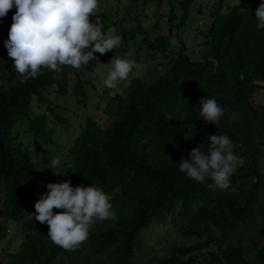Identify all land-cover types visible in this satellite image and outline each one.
<instances>
[{"label":"trees","instance_id":"trees-1","mask_svg":"<svg viewBox=\"0 0 264 264\" xmlns=\"http://www.w3.org/2000/svg\"><path fill=\"white\" fill-rule=\"evenodd\" d=\"M118 1L134 7L137 14L125 25L127 19H118L117 13L111 17L97 12L105 32L110 26L118 30L122 47L94 55L109 61L118 51L132 59L135 52V62L142 66L143 54L150 59L155 54L169 58L162 64L165 71L150 82L133 76L138 69L134 68L120 90L104 86V78L97 79V74L94 79H83L84 72L76 73L69 85L67 74L75 69L71 66H62L59 73L42 69L38 78L21 83L4 44L9 32L0 25V246L9 236L8 223L16 225L14 238L21 240L20 252L8 254L10 264H137L136 250L144 258L139 264H213V259L222 264V257L225 264H245L234 246L222 256L208 251V259L199 260L196 254L210 248L212 242L223 241L244 221L257 199V181L262 175L257 147L250 137L258 136L264 144V115L250 107L246 92L253 81L264 82V30L256 26L258 6L240 3L223 15L224 0H218L210 12L208 39L201 43L203 52L194 59L179 37L172 39L169 33L149 38L141 15L150 0ZM193 2L168 0L170 29L182 31L187 26ZM241 7L249 12L242 13ZM176 9L181 12L178 17ZM16 10L14 6L0 21L7 20L11 27ZM257 90L264 89L251 91L255 104ZM91 94L97 100L93 107L88 104ZM205 97L215 98L225 109L217 125L206 123L199 115ZM61 98H65L62 103L57 101ZM69 100L71 108L74 104L76 108L67 119L63 103ZM77 108L87 113L83 116ZM51 117L59 125L71 124V118L76 121L73 129L59 137L62 143L49 128ZM194 128L193 138L186 140L185 134ZM215 134L230 137L235 154L243 158V165L247 161V167L237 166L229 187L223 190L210 189V179L198 183L179 170L182 158L187 159L200 144L206 148L208 136ZM56 145L67 156L52 169ZM66 180L72 187L94 183L103 188L112 197L110 203L118 217L94 224L89 238L76 251L54 244L47 235V223L34 218V205L49 191L47 184ZM117 187L119 193L114 191ZM58 211L63 210L53 209ZM165 218L172 224L182 220L181 234L206 241L172 246L168 258L157 259L139 235L154 222L163 224ZM195 224L218 230L220 238L211 232L199 233ZM257 255L262 264L264 250Z\"/></svg>","mask_w":264,"mask_h":264},{"label":"clouds","instance_id":"clouds-1","mask_svg":"<svg viewBox=\"0 0 264 264\" xmlns=\"http://www.w3.org/2000/svg\"><path fill=\"white\" fill-rule=\"evenodd\" d=\"M15 6L9 38L4 41L13 67L21 75V83L39 77L42 69L56 73L62 66L85 69L96 60L97 67H108L103 84L116 88L139 65L127 54L119 51L110 62L102 64L95 53L122 47V36L115 27L104 31V25L96 14L99 0H0V18L6 17ZM242 13L249 12L241 7ZM95 18L93 22L92 18ZM258 29L264 30V0L255 10ZM96 67V68H97ZM95 68V69H96ZM201 119L219 124L225 109L215 98L200 101ZM236 118V114H233ZM195 128L185 139H192ZM210 144L192 148L187 159L181 160L179 170L198 183L210 179V189H227L230 177L244 160L234 152V143L226 135H209ZM59 158L51 160L50 168L60 165ZM48 192L35 203V220L49 226L48 237L66 251H76L89 238L91 227L97 222L116 220L117 214L110 203L112 197L96 184L85 187L71 186V181L47 184ZM116 193L120 188L114 189ZM63 211L53 212V209Z\"/></svg>","mask_w":264,"mask_h":264},{"label":"rangeland","instance_id":"rangeland-1","mask_svg":"<svg viewBox=\"0 0 264 264\" xmlns=\"http://www.w3.org/2000/svg\"><path fill=\"white\" fill-rule=\"evenodd\" d=\"M151 5L145 8L144 13L141 15L142 22L144 27L148 30V36L150 39H154L156 36H166L170 33L171 38L175 39L179 37L182 39L184 46L186 47L187 54L194 59H199L203 50L201 48V43L205 42L208 39L207 31L210 27L212 17H210V12L214 11L217 7L218 0H194L191 7V16L190 21L187 23V26L182 31H177L175 28L170 29L169 26V12L171 6L168 5V0H150ZM243 3L245 5H254L259 6L260 3L254 2V0H224V6L221 9V14H226L231 7ZM97 12L107 13L111 17L116 16L118 19L126 18L125 25H127L128 20L137 14L135 8H128L126 4L120 3L118 0H99V7ZM125 14V15H124ZM128 14V15H127ZM176 16H180L181 12L176 9ZM176 23V22H175ZM0 25L2 26L5 32H9L10 23L7 20H1ZM173 48L175 46L173 45ZM177 48V47H176ZM201 50V51H200ZM120 54V53H119ZM134 52L132 54L133 59L136 61L137 56ZM122 55V54H121ZM135 55V56H134ZM139 58V57H138ZM141 62L144 63L142 66L141 63L136 71L132 72L133 76H141L148 82L153 81L156 77L162 74L166 66H162L167 60L159 54H155L153 59H150L148 55L143 54L141 56ZM111 60V59H110ZM109 61L99 60L102 64L107 65ZM138 60V59H137ZM96 60H92L88 65L85 66V69H74V71H69L67 74L69 85H72L75 81V74L79 72H84L82 78L94 79L97 74V79H103L106 76L108 67L100 65L97 68ZM96 68V69H95ZM105 72V74H104ZM126 84L125 81L119 83L118 87L114 88L120 90ZM105 86V85H104ZM92 96V97H91ZM256 105H264V90H257L254 94ZM57 101H65V98L58 99ZM72 100L66 101L63 103L67 107V112L65 117L68 119L71 117V112L76 108L75 104L72 105ZM96 98L91 94L89 96L88 104L93 107L96 104ZM77 111L84 114L87 113V110L82 108H77ZM71 124L59 125L53 117H51L49 128L53 129L55 138L62 143V140L59 139L63 132L67 129H73V125H76L74 118L70 119ZM64 136V135H63ZM252 137V136H251ZM250 137V142L253 141L255 148L257 147L256 161L259 167L260 176L258 178V195L256 202L251 207L248 216L241 221L235 228L226 234V238L223 241H215L211 243L210 248L202 250L197 253L196 256L198 259H208V251H212L218 256H222V252H225L228 247L234 246L240 253L242 259L245 261V264H260L258 259V252L264 250V144L261 143V139L258 136ZM56 140V142H57ZM252 145V147H254ZM251 147V148H252ZM54 158H59L61 163L66 160V152L62 150L61 146L56 145L53 149ZM248 159V156H247ZM247 167V161L245 162ZM243 165V166H245ZM256 181V180H254ZM250 183V182H249ZM248 183V184H249ZM237 184H240L238 182ZM169 218H165L163 224L161 223H152L146 229H144L139 238L144 242L148 249H152L155 253L157 259H166L170 256V248L172 246H192L196 242L204 243L206 240L200 238L199 236H186L180 233L181 228L185 225V222L177 221L176 224H172ZM2 222V221H1ZM7 227V234L9 235L5 242L0 246V264H10L8 259H11V256L8 258V254L14 252V255H17L20 252V243L21 240H16L14 238L16 225H9ZM194 229L199 233L204 235L211 232L215 238H220V233L214 228H206L203 224H195ZM144 248V245H143ZM136 253V263L139 264L144 258L139 253L138 250ZM108 259V258H107ZM211 262V259L209 260ZM216 260L213 259L212 263L215 264ZM226 260L222 257V264H225Z\"/></svg>","mask_w":264,"mask_h":264},{"label":"water","instance_id":"water-1","mask_svg":"<svg viewBox=\"0 0 264 264\" xmlns=\"http://www.w3.org/2000/svg\"><path fill=\"white\" fill-rule=\"evenodd\" d=\"M254 88H263L264 89V82L263 81H253L250 86L248 87L247 89V92H246V100L248 102V104L250 105V107L257 113L259 114H262L264 115V109L260 108L258 105H256L253 100H252V97H251V91L254 89ZM264 264V262L262 263Z\"/></svg>","mask_w":264,"mask_h":264}]
</instances>
